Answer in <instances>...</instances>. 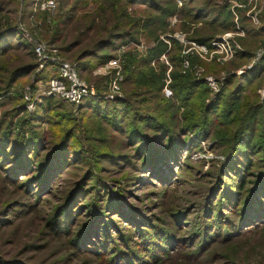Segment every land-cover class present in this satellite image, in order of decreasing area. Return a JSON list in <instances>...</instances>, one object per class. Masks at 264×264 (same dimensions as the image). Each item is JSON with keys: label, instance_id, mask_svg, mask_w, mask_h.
<instances>
[{"label": "rangeland", "instance_id": "rangeland-1", "mask_svg": "<svg viewBox=\"0 0 264 264\" xmlns=\"http://www.w3.org/2000/svg\"><path fill=\"white\" fill-rule=\"evenodd\" d=\"M0 21V264H264V151L241 147L264 123V0H0ZM64 63L76 104L48 93ZM128 100L176 123L155 167Z\"/></svg>", "mask_w": 264, "mask_h": 264}, {"label": "trees", "instance_id": "trees-1", "mask_svg": "<svg viewBox=\"0 0 264 264\" xmlns=\"http://www.w3.org/2000/svg\"><path fill=\"white\" fill-rule=\"evenodd\" d=\"M11 28H12V26L6 22H5V24L0 23V29H3V30L5 29L2 32H5V31L8 32V30ZM7 48L8 47L5 48L4 46L0 47V52H1V50L3 52H6ZM127 102L130 103L129 100ZM130 105H131V103H130ZM157 107H159V106L157 105ZM157 107H155V109L152 110L153 113H149L148 111H145V110L137 113L138 110L133 109L132 105H131L130 110L127 109V112L129 114L127 116L128 132L130 134H134V135H138V136L142 137L143 140L141 142L146 145V147H143V153H142L144 155V158L142 161L143 166H149L150 165L151 167L152 166L155 167L163 159V156L166 155L165 151H169V149H167V148L162 149L160 147H157L156 145H153L150 147L154 138H156L157 135L162 136L163 132L168 133L169 135H172V134H170V132H172V130L176 129V123L173 122L172 120H170L167 117L168 116L167 114L165 115V113L161 107H159V109H157ZM254 113L256 114L255 117H257V115H260V111L254 112ZM244 118L247 119L248 117H246V115H245ZM257 119L262 120L263 117H261V118L257 117ZM0 120L5 121V119H0ZM1 121H0V130H1L0 134L2 137H6L5 136L6 132L5 131L3 132V129H4V126L6 125L7 121L3 122V123ZM10 122H11V119H10ZM189 126L191 127L192 125H189ZM241 129H242L241 125H240V127H235L234 132L232 133L230 138H228L227 141L233 140L235 137H237L239 132L241 131ZM250 136H251V139H250L251 143L250 144L249 143H242L241 147L249 148V145L252 144V140H255L257 148L260 151H264V123L261 125V123L259 121L258 128L256 129L255 132L251 133ZM19 139H21V138L17 137V138H13L12 140L16 144ZM8 140L11 143V138ZM8 140H6L5 142H7ZM147 140H148V143H147ZM227 141H226V144H227ZM141 142H138V143L141 144ZM10 143H7L8 146L11 145ZM260 173L261 174H260L259 178L257 179V177H256V182H254V183L255 184L259 183V186L261 184V187H262V184H264V168L262 170H260ZM261 175H262V179L260 180ZM242 189H243V187H242ZM263 189H264V187H263ZM74 192L75 191H73L72 193H74ZM74 195H73V197H74ZM259 195H262V193H259ZM96 213L97 212H94L93 216H90V218L80 227V229L81 228L82 229L81 230L79 229L80 231H78L79 236H81L82 233H88L89 232L90 226L86 225V223L90 224V221L93 220L94 218H96V216H97ZM94 227L92 228V230L94 229Z\"/></svg>", "mask_w": 264, "mask_h": 264}, {"label": "built area", "instance_id": "built-area-1", "mask_svg": "<svg viewBox=\"0 0 264 264\" xmlns=\"http://www.w3.org/2000/svg\"><path fill=\"white\" fill-rule=\"evenodd\" d=\"M216 45L222 52L230 50L227 41L221 40ZM48 89L49 94L53 93L56 97L72 104L78 103L86 92V86L80 85L73 67L68 63L60 66L58 75L49 81Z\"/></svg>", "mask_w": 264, "mask_h": 264}]
</instances>
